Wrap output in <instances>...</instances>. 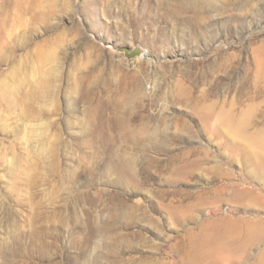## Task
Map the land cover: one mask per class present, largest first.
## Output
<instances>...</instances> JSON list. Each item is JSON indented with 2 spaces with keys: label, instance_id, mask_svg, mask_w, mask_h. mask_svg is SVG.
<instances>
[{
  "label": "rangeland",
  "instance_id": "obj_1",
  "mask_svg": "<svg viewBox=\"0 0 264 264\" xmlns=\"http://www.w3.org/2000/svg\"><path fill=\"white\" fill-rule=\"evenodd\" d=\"M0 264H264V0H0Z\"/></svg>",
  "mask_w": 264,
  "mask_h": 264
},
{
  "label": "water",
  "instance_id": "obj_2",
  "mask_svg": "<svg viewBox=\"0 0 264 264\" xmlns=\"http://www.w3.org/2000/svg\"><path fill=\"white\" fill-rule=\"evenodd\" d=\"M129 50H125L124 52L126 53V56L129 58L135 57L136 55H142L144 52H142L140 49H135L131 53H128Z\"/></svg>",
  "mask_w": 264,
  "mask_h": 264
},
{
  "label": "bare ground",
  "instance_id": "obj_3",
  "mask_svg": "<svg viewBox=\"0 0 264 264\" xmlns=\"http://www.w3.org/2000/svg\"><path fill=\"white\" fill-rule=\"evenodd\" d=\"M144 56V55H143ZM142 58V55L139 57V59H141Z\"/></svg>",
  "mask_w": 264,
  "mask_h": 264
}]
</instances>
